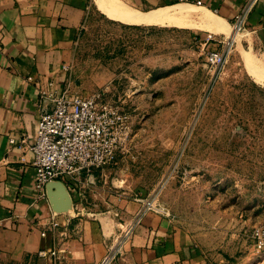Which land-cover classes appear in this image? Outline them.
Returning <instances> with one entry per match:
<instances>
[{"label":"rangeland","instance_id":"1","mask_svg":"<svg viewBox=\"0 0 264 264\" xmlns=\"http://www.w3.org/2000/svg\"><path fill=\"white\" fill-rule=\"evenodd\" d=\"M194 8L179 27L91 7L68 82L83 95L104 91L127 113L130 135L112 161L73 179L74 203L64 204L121 225L118 199L157 189V203L214 264H241L262 252L251 235L264 225V75L253 67L264 62L243 31L215 67L198 38L229 32L201 27Z\"/></svg>","mask_w":264,"mask_h":264},{"label":"crops","instance_id":"2","mask_svg":"<svg viewBox=\"0 0 264 264\" xmlns=\"http://www.w3.org/2000/svg\"><path fill=\"white\" fill-rule=\"evenodd\" d=\"M120 3L141 12L194 4L226 20L231 31L236 15L250 6L243 38L264 62V0H0V264H96L142 205V197L119 198L121 225H113L101 214L66 206L64 199L74 203L75 194L66 180L50 182L48 196L41 197L30 148L43 106L68 82L74 45L91 7L108 13ZM43 248L57 254L40 256ZM114 264L214 263L169 215L148 211ZM241 264H264V251L250 253Z\"/></svg>","mask_w":264,"mask_h":264},{"label":"built area","instance_id":"3","mask_svg":"<svg viewBox=\"0 0 264 264\" xmlns=\"http://www.w3.org/2000/svg\"><path fill=\"white\" fill-rule=\"evenodd\" d=\"M249 7L236 15L234 33L240 30L247 33ZM198 41L215 67L225 61L237 43L233 35L212 31L201 35ZM104 96V91L89 95L73 92L71 83L67 82L61 92L52 96L51 103L43 106L36 136L30 146L36 169L35 186L41 197L48 196L50 182L63 179L72 184L73 179L83 173L112 161L119 147L127 142L130 135L129 117L119 105ZM26 139L27 136L24 135L21 141L25 142ZM16 140L13 138L12 142ZM158 191L155 189L150 196L140 198L142 205L134 219L116 237L106 255L96 264H114L124 242L148 211L167 214L157 203ZM251 237L255 248L263 251L264 225L255 226ZM38 254L56 255L57 251L43 248Z\"/></svg>","mask_w":264,"mask_h":264},{"label":"bare ground","instance_id":"4","mask_svg":"<svg viewBox=\"0 0 264 264\" xmlns=\"http://www.w3.org/2000/svg\"><path fill=\"white\" fill-rule=\"evenodd\" d=\"M113 3H115V2H113ZM192 7L193 8L195 7L194 8L195 14H198V16L200 17V19L203 22L201 27L203 25H205L206 27H209L211 30L215 29L216 31L219 29L220 30L226 29L229 32V35L234 36L235 40L238 38V36L240 34L243 35L244 30L237 31L235 33L233 30L231 32V30L229 29V27L231 25H228V23L225 22L226 20L225 21L222 20L223 18L221 19L219 16H217L216 14H214L210 10H200L201 12H196V7L197 8H200V7H198L194 4H190V3H179L176 5L163 7V8H160V9H157L154 11H149V12L137 11V10L128 8V7L124 6V4L122 5L120 3V4H115L114 6H112L110 8H107V11H108L109 15H111L113 17H117V18H123L127 22H133V23H138V24L144 23V24H148V25L149 24H164V25H172L173 24V25H177L180 27V26H187V25L190 26V24H192V22L190 21V18H189V17L193 16V14H194V12H193L194 10ZM198 27H200V26H198ZM222 32H225V30ZM244 34H245V32H244ZM243 52L246 54V56L248 58H250L248 50L243 49ZM253 67L256 69L258 68L256 70L258 72V75L259 74H260V76H262V74L264 75V65L263 64H259L258 66L254 64ZM253 74L255 75L256 73L253 72ZM256 76H257V74H256ZM260 79H261V77H260Z\"/></svg>","mask_w":264,"mask_h":264},{"label":"trees","instance_id":"5","mask_svg":"<svg viewBox=\"0 0 264 264\" xmlns=\"http://www.w3.org/2000/svg\"><path fill=\"white\" fill-rule=\"evenodd\" d=\"M67 181V183L69 184V185H71V183H70V181L69 180H66Z\"/></svg>","mask_w":264,"mask_h":264}]
</instances>
